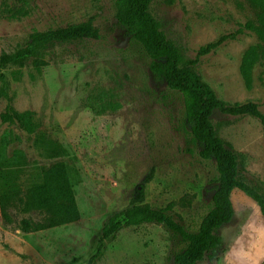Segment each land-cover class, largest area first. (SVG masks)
I'll return each mask as SVG.
<instances>
[{
	"label": "rangeland",
	"instance_id": "374dc122",
	"mask_svg": "<svg viewBox=\"0 0 264 264\" xmlns=\"http://www.w3.org/2000/svg\"><path fill=\"white\" fill-rule=\"evenodd\" d=\"M114 0H0V51L13 53L39 31L91 19L100 38L57 43L44 51L41 72L33 58L1 73L0 172L23 192L41 178L40 167L63 160L80 217L37 232L19 228L40 212H0V264H175L187 246L164 224L122 227L101 240L113 213L131 203L168 208L189 232L198 231L217 188L213 159L192 138L183 98L150 67L151 58L117 19ZM150 11L193 66L226 102L256 101L264 113V44L245 25L255 21L249 0H153ZM228 35L209 53L201 47ZM262 52L248 89L240 72L245 51ZM8 104L32 110L35 133L1 121ZM217 134L238 155L247 173L264 181V126L250 115L215 110ZM232 220L221 226L222 249L196 264H263L264 214L242 190H234Z\"/></svg>",
	"mask_w": 264,
	"mask_h": 264
},
{
	"label": "trees",
	"instance_id": "16d2710c",
	"mask_svg": "<svg viewBox=\"0 0 264 264\" xmlns=\"http://www.w3.org/2000/svg\"><path fill=\"white\" fill-rule=\"evenodd\" d=\"M117 19L130 37L140 43L151 58V70L162 78L167 86L179 92L183 98L184 112L190 125L192 138L203 148L202 157L213 159L217 170V188L212 197V208L204 217L196 232H189L178 223L168 208L150 204L131 203L109 216L102 228L101 240L114 237L124 226L143 223L164 224L181 235L187 246L174 258L175 264H196L205 255L213 257L222 249L218 235L221 226L229 223L235 213L232 202L234 190H242L252 197L264 214V181L251 177L240 162L239 155L217 134L212 114L218 110L233 116H254L264 126V113L256 101L226 102L218 98L215 90L193 68L197 59L187 57L177 44L168 37L160 20L150 11L153 0H114ZM256 10V20L248 21L246 27L255 31L264 44V0H249ZM85 38H100L98 28L91 19L65 28L39 31L29 41L19 43L13 53L0 51V79L2 69L12 64H23L33 58V67L41 72L49 62L44 51L57 43L73 42ZM229 38L228 35L200 48V53H209ZM262 52L258 45L250 46L244 53L240 72L248 89L253 87V70ZM8 96L4 86L0 97ZM1 121L15 123L28 133H35L38 124L32 110L19 111L8 104L1 113ZM41 178L30 184L23 192L7 182L4 170L0 172V212L3 221H13L12 210L22 213L45 214L42 221L21 219L19 228L24 232H37L47 228L76 221L80 217L77 198L69 177L67 165L59 160L50 166L40 167ZM264 264V261H263Z\"/></svg>",
	"mask_w": 264,
	"mask_h": 264
}]
</instances>
